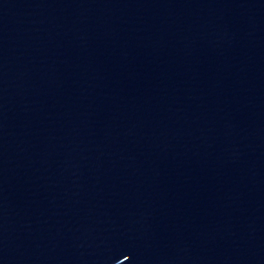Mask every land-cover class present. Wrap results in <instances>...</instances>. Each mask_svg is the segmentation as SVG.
I'll list each match as a JSON object with an SVG mask.
<instances>
[{"label": "water", "instance_id": "water-1", "mask_svg": "<svg viewBox=\"0 0 264 264\" xmlns=\"http://www.w3.org/2000/svg\"><path fill=\"white\" fill-rule=\"evenodd\" d=\"M0 264H264V0H0Z\"/></svg>", "mask_w": 264, "mask_h": 264}]
</instances>
